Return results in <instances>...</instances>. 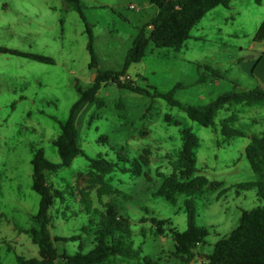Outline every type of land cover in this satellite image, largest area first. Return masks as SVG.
<instances>
[{
	"label": "rangeland",
	"instance_id": "1",
	"mask_svg": "<svg viewBox=\"0 0 264 264\" xmlns=\"http://www.w3.org/2000/svg\"><path fill=\"white\" fill-rule=\"evenodd\" d=\"M81 5L93 31L97 67L90 66L86 22L65 0H0V45L48 55L55 61L43 63L0 53L2 264H18L16 254L39 256L31 235L19 231L37 226L34 216L39 210L40 195L32 189L33 148L43 147L49 160L61 161L53 141L61 133L59 122L68 120L72 105L80 97L78 88H90L98 69H121L140 28L158 13L157 6L149 0H81ZM232 7H238L235 20L230 15L228 19L218 18V26L203 19L179 51L151 45L143 60L131 65L128 75L137 85L154 86L162 92L180 83L182 87L175 89L174 97L196 106L208 104L227 91L264 88L263 43L255 41L264 19V0L261 4L256 0H233ZM201 25L206 26L203 32ZM147 29L150 31L151 26ZM207 66L219 70L222 76L198 83L200 73L209 72ZM98 97V102L83 103L76 114L85 155L77 156L70 166L48 173L49 182L66 191V201L56 199L50 209L52 236H82L77 241H56L57 248L75 253L80 242L85 252L94 246L92 233L82 230L90 224L91 215L80 206L81 196L78 200L72 198L69 188L79 172L89 170V159L103 154L118 161L117 153L124 148L133 160L148 148L150 163L143 167L141 175L117 169L106 177L122 191L116 200L130 219L132 246L141 249L142 258L152 256L159 264H201L203 254L212 252L214 244L239 224L242 210L263 203L257 188L243 190L236 185L264 180V171H253L245 154L251 136L264 134V104H232L218 113L217 127L213 128L192 120L162 97L139 94L114 82L104 84ZM232 113L239 116L234 125L244 136L227 138L221 133V121ZM182 128H191L200 139L195 150L198 174L223 183L218 190H207L196 198V221L209 230V235L189 263L176 254L169 224L164 226L166 234L161 235L152 222L155 217L170 220L180 231L187 228L183 202L186 196L180 195L173 204L155 195L181 150ZM103 135L107 141L101 139ZM119 165L129 167L130 162ZM223 189L227 190L220 194ZM91 196L94 208L103 210L95 190ZM108 199L103 197V201ZM118 261L137 262L121 257Z\"/></svg>",
	"mask_w": 264,
	"mask_h": 264
},
{
	"label": "trees",
	"instance_id": "2",
	"mask_svg": "<svg viewBox=\"0 0 264 264\" xmlns=\"http://www.w3.org/2000/svg\"><path fill=\"white\" fill-rule=\"evenodd\" d=\"M70 8L77 10L86 22V31L89 34L88 50L91 54V67H97L98 61L95 54L94 35L92 28L86 21L81 0H65ZM158 8L157 15L150 23L140 28L128 49L124 64L121 69H98L97 77L93 85L83 90L78 88L79 99L72 105L69 118L66 122H59L61 133L53 141L57 147L61 161L52 162L46 156L43 147L33 148V182L32 189L40 195V205L34 219L37 226L29 229H19L31 235L32 241L38 245L39 256L27 258L16 254L18 264H122L118 257L137 260L134 264H159L152 256L141 257V249L132 246V229L130 219L125 216L119 207L117 198L122 191L107 181V175L121 169L130 172L133 176L141 175L143 167L150 163V150L146 148L140 158L130 159L124 148H121L118 161L106 158L99 154L96 158H90L89 170L86 173L79 172L74 185H71L72 198L79 199L80 206H84L91 215L90 224L82 228L85 233H92L94 246L88 252L84 251V243L80 242L79 249L75 253L60 252L56 241H77L81 235L52 236V216L50 209L56 199L66 201L65 193L49 182L48 173L57 172L63 167L70 166L79 155H85V151L79 142V132L76 124V114L79 108L86 102H98V92L104 84L116 83L119 87L127 88L139 94L153 97H162L170 105L178 106L187 115L201 125L216 128L218 113L232 104L254 106L264 104V88L258 86L253 89L231 90L220 94L217 98L203 106L185 104L178 101L175 89L181 88L178 83L172 90L162 92L154 86L146 87L137 85L128 75L132 64L141 62L147 55L151 45L156 48H172L181 50L186 41L192 37V30L199 24L204 16L217 6L231 8L233 0H149ZM262 0H256L261 4ZM151 26L148 31L147 27ZM255 41L264 42V19L259 25ZM0 53L13 54L19 57L29 58L43 63H54L51 56L41 53L26 52L16 48L0 45ZM208 73H200L198 83L209 78L218 79L222 75L219 70L207 66ZM152 89V90H151ZM169 120L170 117L167 116ZM239 120L236 113L221 121V133L232 138L244 136L245 133L235 127ZM182 147L176 160L172 164V171L165 176L163 184L156 191V196H161L167 201L176 204L180 195H185L184 206L187 214V228L178 230L171 225L170 220L153 218L158 234H166L165 224H169L168 231L175 241L176 254L184 261L191 262L196 257L197 248L206 242L209 230L196 221V198H199L207 190H218L222 186L220 181H211L205 175L198 174L197 157L195 150L200 144L199 137L191 128H182ZM107 141L106 135L101 136ZM245 154L253 171L262 174L264 171V134L252 135L250 142L245 147ZM119 162H130V166L121 167ZM238 189L249 190L257 188L258 195L263 200L259 206L242 210L239 224L230 234L219 239L212 252L203 254L201 264H264V180L254 182H241ZM96 191L99 201L103 204V210L94 208L92 191ZM220 192V194L226 192ZM109 199L103 201V197ZM147 212L148 209H146ZM96 214L99 219L96 220ZM12 250L11 245H8ZM0 264H2L0 262Z\"/></svg>",
	"mask_w": 264,
	"mask_h": 264
},
{
	"label": "crops",
	"instance_id": "3",
	"mask_svg": "<svg viewBox=\"0 0 264 264\" xmlns=\"http://www.w3.org/2000/svg\"><path fill=\"white\" fill-rule=\"evenodd\" d=\"M236 1H234V3H235ZM232 8L234 9V10H232ZM232 8H226V7H224V6H217V7H215L214 9H212L211 11H209L205 16H204V18L203 19H205V20H207V19H209V20H211V21H213L212 23L213 24H216V25H218V26H220L221 24H218L219 22H217V19L218 18H224V19H228V15H230L231 17H233V19L235 20V18H234V16H235V14H238V12H237V8L238 7H232ZM203 19L199 22L200 24H201V22H203ZM228 21V20H227ZM263 21V20H262ZM261 21V22H262ZM261 22H260V24H261ZM205 25H201V32H203V30L205 29ZM221 29V28H220ZM221 31V30H220ZM251 57V56H250ZM217 82H219V81H217Z\"/></svg>",
	"mask_w": 264,
	"mask_h": 264
},
{
	"label": "built area",
	"instance_id": "4",
	"mask_svg": "<svg viewBox=\"0 0 264 264\" xmlns=\"http://www.w3.org/2000/svg\"><path fill=\"white\" fill-rule=\"evenodd\" d=\"M263 51H264V42H263Z\"/></svg>",
	"mask_w": 264,
	"mask_h": 264
}]
</instances>
